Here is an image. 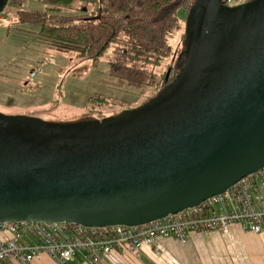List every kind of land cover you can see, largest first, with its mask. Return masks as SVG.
<instances>
[{
  "label": "water",
  "instance_id": "obj_1",
  "mask_svg": "<svg viewBox=\"0 0 264 264\" xmlns=\"http://www.w3.org/2000/svg\"><path fill=\"white\" fill-rule=\"evenodd\" d=\"M185 23L183 67L144 104L73 122L0 112V223L142 225L264 167V0H194Z\"/></svg>",
  "mask_w": 264,
  "mask_h": 264
},
{
  "label": "trees",
  "instance_id": "obj_2",
  "mask_svg": "<svg viewBox=\"0 0 264 264\" xmlns=\"http://www.w3.org/2000/svg\"><path fill=\"white\" fill-rule=\"evenodd\" d=\"M23 1L8 0L20 5ZM43 1L54 6L73 7L77 12L59 14L18 9L16 21L7 25V37L17 44L72 52L79 58L97 60L109 52L110 74L118 82L140 91L142 101L138 105L163 93L184 65L186 23L178 44L173 46L169 37L181 29V19H186L194 0ZM231 1L237 3L238 0ZM32 73L33 68L30 69ZM87 101L108 105L112 102L120 111L134 107L128 105L129 100L112 99L110 102L100 94L89 95ZM120 111L99 118L89 112L80 120L102 119Z\"/></svg>",
  "mask_w": 264,
  "mask_h": 264
},
{
  "label": "rangeland",
  "instance_id": "obj_3",
  "mask_svg": "<svg viewBox=\"0 0 264 264\" xmlns=\"http://www.w3.org/2000/svg\"><path fill=\"white\" fill-rule=\"evenodd\" d=\"M242 2L245 0L237 3L229 0L228 4ZM18 9L59 14L77 12L73 7L54 6L43 0H24L21 5L6 3L0 12V112L73 122L89 112L99 118L120 111L112 99L129 100L128 105L134 107L142 101L140 91L118 82L110 74L109 52L93 60L79 58L72 52L62 53L14 43L7 37V25L16 21ZM184 24L185 20L181 19V29L169 37L173 46L180 42ZM32 68L33 76L30 74ZM96 94L109 99L110 105L87 101L89 95ZM210 232H187L184 245L174 240L166 245L164 251H154L152 260L155 261L151 264H257L255 256L264 254V236L261 233L260 239L249 234L244 242L240 237L232 238L227 245L221 236H208Z\"/></svg>",
  "mask_w": 264,
  "mask_h": 264
},
{
  "label": "built area",
  "instance_id": "obj_4",
  "mask_svg": "<svg viewBox=\"0 0 264 264\" xmlns=\"http://www.w3.org/2000/svg\"><path fill=\"white\" fill-rule=\"evenodd\" d=\"M262 185L264 167L197 205L135 226L89 227L42 220L1 222L0 264H38L43 254L56 264H68L77 254L81 257L79 264H103L112 252L136 256L161 237H173L184 244L187 232L215 230L228 234L231 225L260 234L264 231Z\"/></svg>",
  "mask_w": 264,
  "mask_h": 264
},
{
  "label": "crops",
  "instance_id": "obj_5",
  "mask_svg": "<svg viewBox=\"0 0 264 264\" xmlns=\"http://www.w3.org/2000/svg\"><path fill=\"white\" fill-rule=\"evenodd\" d=\"M261 190L264 194V185L261 186ZM249 234H251L253 237L257 239H260L259 235L263 234L264 236V231L261 234L253 235L250 232L243 231L242 229H240L238 225H232L228 234H222L218 231L213 230L212 232L208 234V236H221L222 239L225 241V243L228 245V242L232 238L240 237L242 241L244 242V238L249 237ZM174 240L176 239H174L173 237H161L158 239V242L153 247L143 248V250L140 253H138L136 256H128L127 254L122 253V252H112L107 257H105L103 264H151L154 260V259L152 260L153 252L154 251H157V252L164 251L166 245L170 244L171 242H174ZM76 256L72 261L68 263L69 264H79V262L81 261V257L79 254H77ZM255 259H256L257 264H264V254L263 253H261L258 256H255ZM38 264H56V262L52 260L48 255L43 254Z\"/></svg>",
  "mask_w": 264,
  "mask_h": 264
}]
</instances>
